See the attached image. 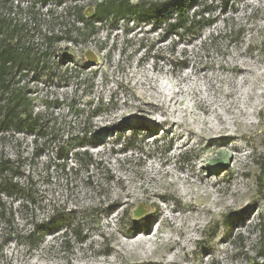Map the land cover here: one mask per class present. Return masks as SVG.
I'll return each mask as SVG.
<instances>
[{
    "label": "rangeland",
    "instance_id": "rangeland-1",
    "mask_svg": "<svg viewBox=\"0 0 264 264\" xmlns=\"http://www.w3.org/2000/svg\"><path fill=\"white\" fill-rule=\"evenodd\" d=\"M207 7L216 21L193 36L103 29L74 48L80 67L37 85L69 153L58 159L50 141L36 155L32 136L0 135L36 194H1L0 264H264V0L194 10ZM186 124L232 134L211 146ZM81 142L92 163L77 162ZM54 209L69 220L55 223ZM37 222L49 231L28 237Z\"/></svg>",
    "mask_w": 264,
    "mask_h": 264
},
{
    "label": "trees",
    "instance_id": "trees-1",
    "mask_svg": "<svg viewBox=\"0 0 264 264\" xmlns=\"http://www.w3.org/2000/svg\"><path fill=\"white\" fill-rule=\"evenodd\" d=\"M196 1L0 0V135L32 136L36 155H40L50 141H55L56 126L50 119L48 101L43 102V108H37L35 89L49 79L63 80L71 69L80 67L75 47L86 46L103 29L121 22L148 25L154 32L160 30L179 38L193 36L216 21L209 7L194 10ZM221 1L226 10L230 0ZM88 9L93 10L92 14ZM55 145L56 156L65 160L69 148L56 141ZM83 147L85 142L74 147L77 162L82 164L84 159L92 163L93 157L87 149H80ZM21 175L15 160L0 153V201L4 194L35 203L36 194L29 182L20 180ZM52 218L61 224L69 220L55 209ZM46 225L37 222L28 237H44L49 231ZM260 228L259 255L264 263V222H260Z\"/></svg>",
    "mask_w": 264,
    "mask_h": 264
},
{
    "label": "bare ground",
    "instance_id": "bare-ground-1",
    "mask_svg": "<svg viewBox=\"0 0 264 264\" xmlns=\"http://www.w3.org/2000/svg\"><path fill=\"white\" fill-rule=\"evenodd\" d=\"M169 116V115H168ZM179 121L175 120L174 117L172 118H167L166 122H170L171 124H180L181 122L184 124V120L178 118ZM178 124V125H179ZM186 126L188 127V129L190 131H193L195 136L197 137L198 140H203L205 142H207V144L209 145H221L224 144L228 141L229 137L231 136V130L229 128L228 125H224L222 128H210V131H206L204 127H198V128H194L189 124H186ZM177 127V126H176ZM177 129V128H176ZM187 140V139H186ZM185 146H187L185 144V141L178 146V148H184ZM191 146V145H190ZM217 147V146H216ZM199 179V183L200 184H204V185H208L211 181L210 178V174L207 175H203V176H198Z\"/></svg>",
    "mask_w": 264,
    "mask_h": 264
}]
</instances>
